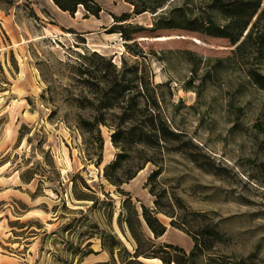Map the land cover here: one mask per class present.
Wrapping results in <instances>:
<instances>
[{
  "label": "rangeland",
  "instance_id": "374dc122",
  "mask_svg": "<svg viewBox=\"0 0 264 264\" xmlns=\"http://www.w3.org/2000/svg\"><path fill=\"white\" fill-rule=\"evenodd\" d=\"M98 2L99 17H86L82 6L73 16L52 0H0V264H163L134 257L135 238L120 215L124 193L140 213L142 204L155 206L146 183L158 166L143 164L152 150L136 146L129 132L144 117L121 119L118 108H106L98 55L118 67L123 59L138 63L140 74L146 68L160 117L181 133L158 154L162 172L152 185L166 189L164 202L179 197L187 212L210 217L224 235L213 251L264 264V91L238 64L217 63L234 48L227 41L181 28L155 31L159 12ZM125 12L126 24L146 28L132 41L112 28ZM185 50L203 57L192 88L185 87L189 62L199 57ZM209 67L217 72L208 76ZM95 119L108 123L100 125V165L98 143L82 128ZM116 126L129 134L121 137L128 157L114 173L125 180L136 174L120 187L104 176L120 152L111 141ZM158 216L167 231L157 243L189 253L193 239Z\"/></svg>",
  "mask_w": 264,
  "mask_h": 264
},
{
  "label": "trees",
  "instance_id": "16d2710c",
  "mask_svg": "<svg viewBox=\"0 0 264 264\" xmlns=\"http://www.w3.org/2000/svg\"><path fill=\"white\" fill-rule=\"evenodd\" d=\"M52 1L61 10L69 12L73 16L81 6L87 12L86 17L90 15L99 17L103 10L98 0ZM125 1L133 5L134 14H142L147 11L159 12L153 26L155 31L181 28L201 37L227 41L234 48L226 57H218L217 63L219 65L223 62L238 64L248 77L249 82L264 91V72L262 70V66H264V0ZM130 18L131 13L127 12L115 16V21L121 24L112 27L114 32H120L127 41L135 40L136 34L146 29L139 24H126L125 22ZM126 44L131 49L129 43ZM132 53L147 59L144 52L137 53L134 51ZM185 53L199 57L198 60L194 58L190 59L189 62L192 76L185 87L192 88L203 57L191 50H185ZM98 56L102 61L97 68L102 76L98 85L102 84L100 87L102 90L101 97L103 101L105 100L106 108H118L121 111V119L130 118L134 120L138 114L144 117L138 122L140 123L139 127L130 129L129 132L132 136H136L137 139H134L136 146L152 150V154L145 159L143 164L152 162L158 166L151 173L146 183V186L150 187V192L156 197L154 207L150 208L142 204L140 213L130 194L124 193L127 198L123 201L120 215L125 214L124 223L135 238L134 257L158 259L163 264H251L236 255L230 256L213 251L215 243L222 242L224 235L210 217L199 212H187L179 197H174V201L169 204L164 202V199L167 198L166 189L159 191L152 185L156 177L162 172L158 154L164 155L165 144L170 139H178L181 133L173 131L160 117L158 112L160 101L156 94V88L152 87L146 68H142L140 74L138 63L129 66L126 59H123L122 66L118 67L111 59ZM212 72H217L216 68L214 71L213 67H209L206 74L210 76ZM195 91L200 93L198 89ZM101 124L108 126L105 119H95L94 122L82 121V128L86 129L98 143L99 153L96 165H100L103 161L102 151L105 139L100 129ZM126 133L129 134L121 126L114 128L111 141L120 152L114 161L105 166L104 171L106 179L117 187L134 179L136 175L132 174L125 180L114 173L123 159L128 157V151L121 143V137ZM127 139L129 138L127 137ZM131 139L133 140L132 137ZM143 164L138 167V172L142 170ZM160 213L171 217V225L182 229L193 239L194 246L189 253L183 247L173 243H157V239L167 231L166 224L158 216ZM143 222L148 226L153 237L145 232ZM114 242H119L116 237H114ZM251 257L253 256L251 255Z\"/></svg>",
  "mask_w": 264,
  "mask_h": 264
},
{
  "label": "bare ground",
  "instance_id": "6f19581e",
  "mask_svg": "<svg viewBox=\"0 0 264 264\" xmlns=\"http://www.w3.org/2000/svg\"><path fill=\"white\" fill-rule=\"evenodd\" d=\"M100 51V50H99Z\"/></svg>",
  "mask_w": 264,
  "mask_h": 264
},
{
  "label": "water",
  "instance_id": "95a60500",
  "mask_svg": "<svg viewBox=\"0 0 264 264\" xmlns=\"http://www.w3.org/2000/svg\"><path fill=\"white\" fill-rule=\"evenodd\" d=\"M109 164V163H108Z\"/></svg>",
  "mask_w": 264,
  "mask_h": 264
}]
</instances>
